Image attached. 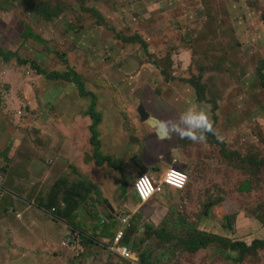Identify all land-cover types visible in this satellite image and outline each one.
<instances>
[{"label":"rangeland","instance_id":"rangeland-1","mask_svg":"<svg viewBox=\"0 0 264 264\" xmlns=\"http://www.w3.org/2000/svg\"><path fill=\"white\" fill-rule=\"evenodd\" d=\"M0 46L17 54L10 62L0 57L3 179L13 163L32 158L29 142L37 132L56 136L47 135L45 162L58 157L59 118L99 116L112 146L125 136L143 148L158 138L139 108L161 120L203 108L214 129L206 142L164 139L171 157L187 163L186 172L175 168L187 175V188L171 195L166 218L151 217L160 225L146 224L123 245L137 255L133 264H264V0H0ZM70 71L87 97L43 75ZM192 81L201 83L203 97ZM104 181L98 188L110 195L115 183ZM116 189L122 200L135 201L119 173ZM76 192L90 200L89 211L102 208L92 193ZM193 238L260 245L240 262L239 250L218 241L196 253L184 250Z\"/></svg>","mask_w":264,"mask_h":264},{"label":"crops","instance_id":"crops-1","mask_svg":"<svg viewBox=\"0 0 264 264\" xmlns=\"http://www.w3.org/2000/svg\"><path fill=\"white\" fill-rule=\"evenodd\" d=\"M76 119L77 116L59 118L64 125L58 136V157H50L52 160L45 162V152L49 150L47 135L52 140L56 136L51 130H42L30 138L28 150L31 149L32 158L26 157L25 164L13 163L11 172L3 179L0 190V264H115L114 260L119 257L110 252L114 244L106 236L107 228L111 231L116 226L119 232L136 222L141 236L147 223L155 224L151 217L160 219L164 215L162 218H166L167 212L173 210L171 195L182 193L165 188L146 205L138 204L137 198L135 201L122 200L123 194L116 189L117 173L124 181H129V196L134 198L137 197L134 183L143 171L158 184L171 169L185 171L187 163L171 157L166 140L157 137L142 148L132 145L123 136L122 142L114 147L111 136H103L100 126L91 131L92 120ZM34 139L36 144L32 145ZM160 147V151L156 150ZM38 152L39 156L35 154ZM104 180L115 183L110 195H104L98 188L105 184ZM61 182H66L68 188L78 183L88 184L93 189L90 198L101 199L102 208L99 212L89 211L91 208L85 205L90 200L83 201L77 195L73 199L79 203L78 211L68 219L61 217L68 192L67 187L55 189ZM100 195L114 214L107 210ZM51 200L59 204L57 215L52 213L55 209L47 210ZM124 219L128 221L126 225L122 223Z\"/></svg>","mask_w":264,"mask_h":264},{"label":"trees","instance_id":"trees-1","mask_svg":"<svg viewBox=\"0 0 264 264\" xmlns=\"http://www.w3.org/2000/svg\"><path fill=\"white\" fill-rule=\"evenodd\" d=\"M16 56H17V54H16V52H13V50L5 49V48L0 46V57L2 58V60L4 62L5 61L6 62L13 61V60L16 59ZM43 75L48 80H53V81H57V82H67V83L73 84L78 89L79 95L82 96V97H87L89 95L88 93L85 92V87L83 86L79 76L76 73L72 72V71L68 72V74H67V72H65V74L51 73L49 75H46V74H43ZM261 77H262V75H261ZM263 83H264V81H263ZM191 84L196 87L198 94L201 97H203V90H202L201 83L198 84V82L192 81ZM196 84H197V86H196ZM95 103H96V100H93V105H95ZM92 116L93 117H90V119L93 121V125H92V128H91V131L95 130L97 127H99L101 125L100 124L101 123V117L96 116V115H92ZM67 186L68 185H67L66 182H61V183H59V184H57L55 186V189H64ZM84 187H86V188H88L90 190L86 191L84 189ZM68 189L69 188L67 187L66 191H68ZM75 190L76 191H78V190L83 191V193H86V194H91V193L93 194L92 187H90L88 184H84V183H82L81 186L75 188ZM76 191H72V192L68 191L67 194H66V197L64 199L65 208L62 210L61 217L65 218V219L70 218L76 211H78L79 203H78V201H75L73 199V196L74 197H76L77 195L80 196V192H76ZM82 199H83V201H86L85 198H82ZM100 202H102V201L100 200ZM57 207H59V204L57 202L51 200L49 202V206L47 207V210H49V211H51L52 209L56 210ZM114 225H116V224H114ZM138 225H139L138 223L134 222V224H131L130 227L127 230H120L119 232H118L119 228L112 225L113 227L111 228V231H109L108 228H107L106 236L109 238V241H112L111 243L114 244L115 240L117 239L119 234L122 232L124 237H123V240L121 241V243H122V245H123V243L126 244V242H128V240L130 238H134V237L137 236V234L139 232ZM148 229H149V227L146 226V230L145 231H147ZM205 235L206 234L200 233L201 237H204ZM207 236H209V235H207ZM125 237H126V239H125ZM158 237H164L168 241L172 240V237L169 234L166 235L163 232H161L158 235ZM188 241H190V242H188V243H184V242L182 243L181 242V243L183 244L184 250H186V251H188L190 253H196V252H199L201 250H204V249L208 248L215 241H218L219 243H221L231 253L236 252V251L239 250V261L240 262L243 261V259L245 257H247L249 255H252L253 253H251V252L255 251L258 248V245H260V244H255L252 247H247L245 244L229 243V242L221 241L219 239L210 240V239H207V238H193V239L188 240ZM262 246H264V243L262 244ZM119 260L122 261V262L125 261V260H123L121 258H119ZM125 262L132 263V262H129V261H125Z\"/></svg>","mask_w":264,"mask_h":264},{"label":"clouds","instance_id":"clouds-1","mask_svg":"<svg viewBox=\"0 0 264 264\" xmlns=\"http://www.w3.org/2000/svg\"><path fill=\"white\" fill-rule=\"evenodd\" d=\"M152 127L155 130L156 136L161 140L168 139L172 135H175V136H178L180 139H187L194 143L206 142V139H207L206 134L212 133L214 131L212 122L208 115V112L203 108L191 107V106L188 109H186L182 114H179L175 119H167V120L156 119ZM145 175H147V173ZM140 176H142V174ZM2 183H3V180H2ZM2 183H1V188H2ZM139 204L143 205L141 203ZM52 213H55V210ZM122 223H123V220H122ZM133 255H136V254L133 253Z\"/></svg>","mask_w":264,"mask_h":264},{"label":"built area","instance_id":"built-area-1","mask_svg":"<svg viewBox=\"0 0 264 264\" xmlns=\"http://www.w3.org/2000/svg\"><path fill=\"white\" fill-rule=\"evenodd\" d=\"M2 180V176L0 175V189ZM187 185V175L179 170L172 169L159 184H155L148 175L140 176L134 184V190L139 203L144 205L151 202L155 196L162 194L165 188L184 191ZM127 223V220H123V224L126 225ZM123 237V233L121 232L110 249V252L125 261L133 262V253L121 243Z\"/></svg>","mask_w":264,"mask_h":264},{"label":"water","instance_id":"water-1","mask_svg":"<svg viewBox=\"0 0 264 264\" xmlns=\"http://www.w3.org/2000/svg\"><path fill=\"white\" fill-rule=\"evenodd\" d=\"M138 114H139V117H140L142 123H145L148 126H150L151 128H153L152 125L155 123V120H156L155 118H152L148 113H146V111L143 108H140L138 110ZM145 174H146V171H143L142 175H145ZM103 204L106 206L107 210H109L110 213L114 214V212L109 207V205L106 204L105 200H103Z\"/></svg>","mask_w":264,"mask_h":264}]
</instances>
